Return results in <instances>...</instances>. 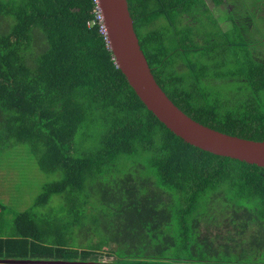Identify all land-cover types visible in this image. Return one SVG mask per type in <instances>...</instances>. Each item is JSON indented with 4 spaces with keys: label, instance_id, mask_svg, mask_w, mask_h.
<instances>
[{
    "label": "trees",
    "instance_id": "1",
    "mask_svg": "<svg viewBox=\"0 0 264 264\" xmlns=\"http://www.w3.org/2000/svg\"><path fill=\"white\" fill-rule=\"evenodd\" d=\"M227 2L128 0L170 99L264 141V43L208 24L215 6L229 20L249 7ZM99 12L97 0H0V154L25 145L56 175L29 209L0 205V258L264 264V167L167 128L117 66Z\"/></svg>",
    "mask_w": 264,
    "mask_h": 264
},
{
    "label": "water",
    "instance_id": "2",
    "mask_svg": "<svg viewBox=\"0 0 264 264\" xmlns=\"http://www.w3.org/2000/svg\"><path fill=\"white\" fill-rule=\"evenodd\" d=\"M108 46L117 66L137 96L161 122L185 142L214 154L264 167V141L228 134L204 125L180 109L158 84L141 48L128 0H97ZM32 262L122 264L107 261H65L0 258V264Z\"/></svg>",
    "mask_w": 264,
    "mask_h": 264
},
{
    "label": "rangeland",
    "instance_id": "3",
    "mask_svg": "<svg viewBox=\"0 0 264 264\" xmlns=\"http://www.w3.org/2000/svg\"><path fill=\"white\" fill-rule=\"evenodd\" d=\"M248 1V9H238L237 17L231 20L229 12L222 5L215 6L214 14L207 16L208 24L214 22L213 17L219 27L234 26L243 38L248 36L251 40L259 39L264 43V0H254V6H250L251 0ZM231 3L232 0H228L227 6H231ZM259 48L264 54V44ZM11 150L0 154V187L1 193L6 194L0 195V200L6 198L8 209L20 212L33 205L36 197L56 175L45 174L27 146H17Z\"/></svg>",
    "mask_w": 264,
    "mask_h": 264
},
{
    "label": "built area",
    "instance_id": "4",
    "mask_svg": "<svg viewBox=\"0 0 264 264\" xmlns=\"http://www.w3.org/2000/svg\"><path fill=\"white\" fill-rule=\"evenodd\" d=\"M98 18L102 20V14L101 11L98 13ZM29 264H76V263H46V262H32Z\"/></svg>",
    "mask_w": 264,
    "mask_h": 264
},
{
    "label": "crops",
    "instance_id": "5",
    "mask_svg": "<svg viewBox=\"0 0 264 264\" xmlns=\"http://www.w3.org/2000/svg\"><path fill=\"white\" fill-rule=\"evenodd\" d=\"M0 189H1V187H0ZM1 191H2V189L0 190V195H6L5 193H1ZM6 198L5 199H3V200H0V205H2V206H5V207H9L8 205H7V202H6ZM2 212V211H1ZM0 212V213H1ZM11 259H20V258H11ZM23 260V259H22ZM30 260H35V259H30Z\"/></svg>",
    "mask_w": 264,
    "mask_h": 264
}]
</instances>
